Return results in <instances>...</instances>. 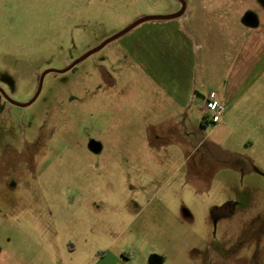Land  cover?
<instances>
[{
  "label": "rangeland",
  "instance_id": "374dc122",
  "mask_svg": "<svg viewBox=\"0 0 264 264\" xmlns=\"http://www.w3.org/2000/svg\"><path fill=\"white\" fill-rule=\"evenodd\" d=\"M0 98V244L80 264H264V0H185ZM176 0H0L18 103ZM226 109L207 127L210 93ZM231 205L233 213L218 210Z\"/></svg>",
  "mask_w": 264,
  "mask_h": 264
},
{
  "label": "crops",
  "instance_id": "0c3cea01",
  "mask_svg": "<svg viewBox=\"0 0 264 264\" xmlns=\"http://www.w3.org/2000/svg\"><path fill=\"white\" fill-rule=\"evenodd\" d=\"M48 236L39 247H22L20 238L11 239L7 247L0 244V264H80L73 257L76 247L49 249Z\"/></svg>",
  "mask_w": 264,
  "mask_h": 264
},
{
  "label": "water",
  "instance_id": "95a60500",
  "mask_svg": "<svg viewBox=\"0 0 264 264\" xmlns=\"http://www.w3.org/2000/svg\"><path fill=\"white\" fill-rule=\"evenodd\" d=\"M182 4H183V8L175 13V14H171V15H165V16H145V17H141L139 18L137 21H135L134 23H132L128 28H126L125 30H123L122 32L116 34L115 36H113L112 38L108 39L107 41H105L104 43H102L100 46H98L97 48H95L94 50H91L90 52H88L87 54H85L83 57H81L79 60H77L76 62H74L72 65L68 66L67 68H65L64 70H47L45 71L41 76H40V81H39V88L37 91L36 96L28 103H18L14 100H12L11 98H9L5 92L1 89V92H3V94L6 96V98L14 105L19 106V107H27L30 104H32L38 97L39 93L41 92L42 86H43V81L44 78L47 74L55 72V73H65L69 70H71L73 67H75L76 65H78L79 63H81L82 61H84L85 59H87L88 57L94 55L95 53H97L98 51H100L101 49H103L107 44H109L110 42L124 36L125 34L129 33L130 31H132L133 29H135L137 26H139L140 24L146 22V21H151V20H172V19H182V17L184 16L185 12H186V6H185V2L183 0H179Z\"/></svg>",
  "mask_w": 264,
  "mask_h": 264
},
{
  "label": "built area",
  "instance_id": "2783aa9c",
  "mask_svg": "<svg viewBox=\"0 0 264 264\" xmlns=\"http://www.w3.org/2000/svg\"><path fill=\"white\" fill-rule=\"evenodd\" d=\"M225 107L217 100V94L212 92L207 98L204 114V123L207 127H211L223 122V116L225 114Z\"/></svg>",
  "mask_w": 264,
  "mask_h": 264
},
{
  "label": "flooded vegetation",
  "instance_id": "af4514ba",
  "mask_svg": "<svg viewBox=\"0 0 264 264\" xmlns=\"http://www.w3.org/2000/svg\"><path fill=\"white\" fill-rule=\"evenodd\" d=\"M176 1H178L179 2V4H180V10L183 8V4L179 1V0H176ZM184 2H185V6H186V10H187V3H186V1L185 0H183ZM179 10V11H180ZM186 17V14H184V16L182 17V20L184 19ZM70 65H72V64H70ZM69 65V66H70ZM74 68V67H73ZM1 87H0V98L1 99H4V100H6L9 104H11V105H14V104H12L7 98H6V96L3 94V92H1ZM3 90V89H2ZM4 91V90H3ZM5 92V91H4ZM5 94H6V92H5ZM7 95V94H6ZM8 96V95H7ZM9 97V96H8ZM10 98V97H9ZM16 106V105H15ZM218 213L219 214H221V215H230V214H232L233 213V211H232V206L231 205H225V206H223L222 208H220L219 210H218Z\"/></svg>",
  "mask_w": 264,
  "mask_h": 264
}]
</instances>
